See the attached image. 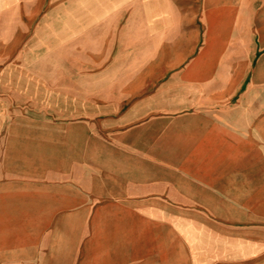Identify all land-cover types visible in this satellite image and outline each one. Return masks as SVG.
Masks as SVG:
<instances>
[{"label":"crops","instance_id":"crops-1","mask_svg":"<svg viewBox=\"0 0 264 264\" xmlns=\"http://www.w3.org/2000/svg\"><path fill=\"white\" fill-rule=\"evenodd\" d=\"M0 264H264V0H0Z\"/></svg>","mask_w":264,"mask_h":264}]
</instances>
